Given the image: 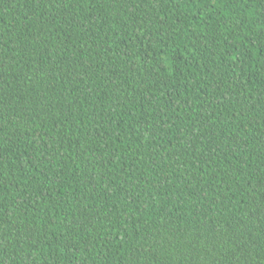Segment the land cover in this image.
Returning <instances> with one entry per match:
<instances>
[{
    "label": "trees",
    "instance_id": "16d2710c",
    "mask_svg": "<svg viewBox=\"0 0 264 264\" xmlns=\"http://www.w3.org/2000/svg\"><path fill=\"white\" fill-rule=\"evenodd\" d=\"M0 264H264V0H0Z\"/></svg>",
    "mask_w": 264,
    "mask_h": 264
}]
</instances>
